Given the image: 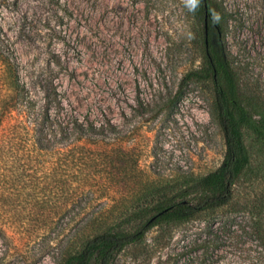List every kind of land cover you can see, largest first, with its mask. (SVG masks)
Segmentation results:
<instances>
[{
	"label": "rangeland",
	"instance_id": "rangeland-1",
	"mask_svg": "<svg viewBox=\"0 0 264 264\" xmlns=\"http://www.w3.org/2000/svg\"><path fill=\"white\" fill-rule=\"evenodd\" d=\"M207 3L211 49L264 131V0ZM0 22L38 103L57 89L64 106L52 99L53 111L112 119L138 159L137 176L115 179L110 198L76 208L77 219L114 206L102 221L110 222L145 182L174 184L221 164L227 139L213 81L191 76L205 66L206 46L205 21L189 0H0ZM244 133L251 162L229 202L152 227L112 264H264V138ZM82 225L38 242L0 233V264H61L83 242Z\"/></svg>",
	"mask_w": 264,
	"mask_h": 264
},
{
	"label": "trees",
	"instance_id": "trees-1",
	"mask_svg": "<svg viewBox=\"0 0 264 264\" xmlns=\"http://www.w3.org/2000/svg\"><path fill=\"white\" fill-rule=\"evenodd\" d=\"M206 3L190 2L204 21ZM205 46L206 64L191 76L213 81L227 139L224 159L203 175L184 173L178 183L145 182L117 217L102 222L114 206L102 207L86 220L71 212L90 210L95 202L110 198L113 181L135 173L138 159L112 119L98 123L68 110L53 111L52 99L64 106L57 89L47 91L44 102L38 103L22 79L11 39L0 22V233H28L38 242L47 233L75 229L83 220L77 230L83 242L61 264H112L125 246L143 239L152 227L187 221L229 202L237 179L251 162L244 128L262 138L264 131L242 103L228 63L211 45L208 54L206 32ZM15 111L19 116L14 117ZM141 172L149 178L148 172Z\"/></svg>",
	"mask_w": 264,
	"mask_h": 264
},
{
	"label": "water",
	"instance_id": "water-1",
	"mask_svg": "<svg viewBox=\"0 0 264 264\" xmlns=\"http://www.w3.org/2000/svg\"><path fill=\"white\" fill-rule=\"evenodd\" d=\"M208 17H209V8H208V4L206 3L205 32H206V45H207V51H208V54L210 55Z\"/></svg>",
	"mask_w": 264,
	"mask_h": 264
},
{
	"label": "clouds",
	"instance_id": "clouds-1",
	"mask_svg": "<svg viewBox=\"0 0 264 264\" xmlns=\"http://www.w3.org/2000/svg\"><path fill=\"white\" fill-rule=\"evenodd\" d=\"M190 2L195 5L196 4V0H190Z\"/></svg>",
	"mask_w": 264,
	"mask_h": 264
}]
</instances>
